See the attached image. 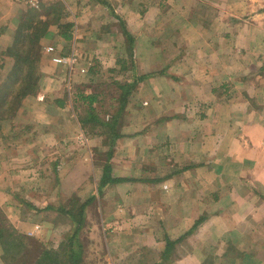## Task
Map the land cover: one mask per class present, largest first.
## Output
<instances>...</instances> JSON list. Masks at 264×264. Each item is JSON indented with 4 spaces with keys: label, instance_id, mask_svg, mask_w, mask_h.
I'll return each instance as SVG.
<instances>
[{
    "label": "crops",
    "instance_id": "obj_1",
    "mask_svg": "<svg viewBox=\"0 0 264 264\" xmlns=\"http://www.w3.org/2000/svg\"><path fill=\"white\" fill-rule=\"evenodd\" d=\"M50 5L66 21L37 43L51 40L50 55L36 49L42 86L15 109L14 150L0 131L6 217L23 223L10 211L17 204L10 192L22 184L40 192L50 182L60 191L51 199L38 193L37 203H60L62 191L86 186L105 141L91 113L106 82L126 75L134 78L131 119L117 124L110 116L121 128L104 164L119 180L102 186L98 175L97 192L114 189L100 214L109 234L103 253L117 264H264V0H42L38 7L0 0V61L33 35L23 31L36 21L20 25L25 10ZM25 115L33 153L21 131ZM15 226L38 239L35 225ZM9 251L0 239V256Z\"/></svg>",
    "mask_w": 264,
    "mask_h": 264
},
{
    "label": "rangeland",
    "instance_id": "obj_2",
    "mask_svg": "<svg viewBox=\"0 0 264 264\" xmlns=\"http://www.w3.org/2000/svg\"><path fill=\"white\" fill-rule=\"evenodd\" d=\"M19 1L32 7H38L42 0ZM28 19L36 21L37 24L28 27L29 30L23 32L29 34L31 30L33 35L25 36L23 39L20 38L17 44H21L12 47L14 52L8 50L7 54L10 53L11 55L5 59L2 57L3 60L0 61V118L2 121L5 120L3 117L6 118V123H8L5 127L2 126L0 131L2 137L8 139V143H3L7 145L8 151L14 150L18 145L11 141L12 132L8 126L12 123L10 121L18 118L15 115V109L22 102H29L34 96L38 95L42 86L41 78L43 79V77L40 63L35 61L34 57L37 52L36 49L40 50V48L50 55L48 47L51 40H46L43 47H38L37 43L45 35H50L52 26L65 23L66 13L60 6L50 5L47 8L44 7L43 11L39 13L25 10V18L20 22V25L27 23ZM15 32H17L16 29ZM19 55L25 59L22 61ZM133 80V77L124 75L120 79V83H123L122 86L120 83H112L113 80L106 82L110 83L106 84L109 87H106L105 93H102L103 96L97 101V106L91 113H95L93 116L98 117L100 120L95 121L98 126L94 128H96V132H102V138L105 137V141L100 144V147L98 146L100 150L97 149V152L100 153L94 158V166H92V169L90 168L91 176L90 180L86 181V186L82 183L76 190L71 188L68 192L69 195L66 194V191H62L64 198L59 199L60 203H55L57 199L50 200L56 193L60 192L59 190L56 191L55 184L51 185L50 182H46L40 192L34 190V184L27 187H25L26 184H22L21 188L18 187V189L10 192L12 197L15 196L13 198L17 203L10 207V211L16 212L23 223L10 221L0 208V232L3 234L0 233V239L4 241V247L7 246L11 250V253L3 252V256H0L2 264H73L74 260L77 264H117L114 261V259L116 260L114 255L103 253L108 250L105 248H107L106 242L109 234L99 221L100 214L104 209L103 197L107 193L108 196L113 197L114 192L112 190L114 189L111 192L106 190L97 192L99 187L98 175L102 174V167L107 162L108 156L113 154L114 143L111 141L115 137V133L118 132V128H121V124L114 126L110 116H117V124L121 119L123 121L131 119L128 102H130V96L132 95L131 91L129 92V87ZM126 91H128L127 96L124 94ZM78 111L84 114V110ZM22 118L21 131L27 137L24 145L27 151L33 153L35 150L34 140L31 138L35 134L33 124H31L33 120H30L29 116L26 115ZM105 121L106 124L103 123ZM87 129L90 132H95L93 127ZM73 133L79 135V128L76 131L74 130ZM90 138L93 139V137ZM97 142L93 139L89 145L93 147ZM38 193L42 196L48 193L50 199L46 198L47 201L37 203V201H34V197H39ZM85 202H87V205L82 208ZM11 219L16 218L11 216ZM80 220L81 225L78 228L77 223ZM15 225L20 226L23 231H25V227L30 228L35 225L38 239L34 242V236L28 237L20 234V232L17 233L19 228ZM8 233H10V238ZM5 240H8V242H5ZM42 251H50L52 254L43 258L40 255ZM71 254L76 257L71 258Z\"/></svg>",
    "mask_w": 264,
    "mask_h": 264
},
{
    "label": "trees",
    "instance_id": "obj_3",
    "mask_svg": "<svg viewBox=\"0 0 264 264\" xmlns=\"http://www.w3.org/2000/svg\"><path fill=\"white\" fill-rule=\"evenodd\" d=\"M111 169H110V166L108 165V164H106V165H104V168H103V172H102V176H101V180H100V185H104V184H106V183H108V182H115V181H117V180H119V179H115V178H113V177H111ZM85 205H87V202H85V203H83V205H82V208L85 206ZM81 214H82V212H81ZM80 222V224H78ZM78 223H77V226H78V228L80 227V225H81V220L79 221ZM14 252V251H13ZM8 253H11V251H9ZM52 253L50 252V251H42L41 253H40V255L44 258V257H47V256H50ZM73 254H71V258L72 257H76L75 255H73ZM73 264H77V262H76V260H74V263Z\"/></svg>",
    "mask_w": 264,
    "mask_h": 264
}]
</instances>
